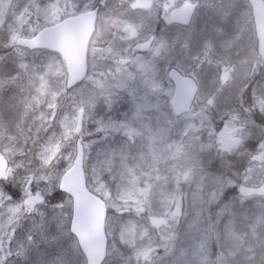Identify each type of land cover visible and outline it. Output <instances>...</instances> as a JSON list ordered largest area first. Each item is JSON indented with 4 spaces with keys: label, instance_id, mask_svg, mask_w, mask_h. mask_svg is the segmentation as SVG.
Listing matches in <instances>:
<instances>
[{
    "label": "rangeland",
    "instance_id": "obj_1",
    "mask_svg": "<svg viewBox=\"0 0 264 264\" xmlns=\"http://www.w3.org/2000/svg\"><path fill=\"white\" fill-rule=\"evenodd\" d=\"M138 1L0 0V147L12 161L13 183L20 190L18 198H13L10 192L0 188V264H85L77 244L69 234L71 212L67 205L70 208V199L65 196L58 201L50 199L58 190L60 174L69 168L74 156L71 132L76 123L75 115H72L67 107L63 115L54 116L53 111L66 105L62 104V101L54 100L50 107H43L35 113V119L41 120L44 111L48 110L50 115L47 122H52L55 126L40 132H35L31 126L28 128V135L23 138H16L10 132L18 120L19 109L15 105H19L22 100V90L25 92L23 104L36 101L38 95L45 100L44 95L50 89L56 88L57 79L63 75V68L52 59L49 60L50 56L41 54L43 58L39 59H47L46 62H41L43 66H37V57L24 54L16 41L26 35L29 37L35 31L34 28L43 23L41 18L44 17L48 18L44 23L46 26L56 23L64 14H78L95 6L100 9L101 18L99 17L97 23L99 35L91 51L94 63L88 83L90 86L88 88L85 82L82 87L87 99L92 98L94 102L88 108L83 107L84 99L79 101V105L71 106L74 112L80 109L79 106L81 110H87L88 125H93L95 119L102 122L111 112L115 120L123 118L125 110L120 102L124 101L126 96L134 104V110L128 112L132 118L151 116L155 100L149 95L164 97V104H167L166 97L169 99L172 90L166 72L172 67L179 68L185 74L196 77L202 84V90L193 116L180 120L172 115L171 119L165 117L172 123L171 126L179 127L174 132L179 135V140L166 142L164 147L165 151L172 153L167 157L171 160L170 169H178L181 179L193 180L188 176L192 175V171H188L189 168L183 166L181 160L177 162L172 156L176 157L180 153L183 147L179 145L188 141V134L197 133L196 128L201 124V120L195 121L194 116L204 110L225 117V121H222L213 133L222 152L235 147L240 141L237 137L240 132L237 126L239 121L245 120L250 135H244V139L253 136L261 145L252 151L254 155L247 159L244 171L236 168L234 175L241 180L236 186L258 185L259 177L263 174L264 147L258 128L251 127L255 114L247 111L250 105L244 104V101L256 103L261 114L262 109L264 111V54L257 49L246 1L225 0L224 4L220 0H193L192 2L198 4V13L192 26L167 29L165 17L162 18L164 30L155 38L148 28L158 18V12H145L139 7L135 9ZM186 2L188 0H157V9H164L167 4H174L173 7L177 9ZM3 35L8 36L4 39ZM223 36L225 38L221 41L215 38ZM13 37L15 38L12 43ZM9 45L17 49H10ZM106 71L123 73L118 78L107 76L101 81V78H105L101 73ZM105 86L109 89L108 95L115 107L108 103L104 106L99 103V92H103ZM223 87L225 93L220 92L221 96L214 99L213 94ZM243 105L246 107L244 114L241 111ZM100 106L103 108H99ZM253 106L256 108L255 104ZM205 117H209V114H205ZM193 121L195 127H192ZM174 122L177 123L173 124ZM85 127L83 139L89 136V126L86 122ZM127 131V138L135 141V132ZM156 133V129L150 132L146 130V140L157 139ZM108 138L112 140L107 135L95 140L100 143L108 141ZM127 138L124 137L126 142ZM95 146L98 145L93 147ZM149 147L153 154L160 155L154 143H150ZM240 151H232V157L239 156ZM166 154L168 153L165 152L163 157ZM94 156L95 153L87 154L88 188L108 207L112 206L117 210L116 213H111L106 222L109 249L104 264H221L225 254L231 257L239 252H242V260L244 256L243 262H237L233 256L224 264H264V199L250 200L251 203L248 204L247 199L234 196L237 204H225L226 206L218 211L208 209L207 207L216 201L201 199L199 189L204 176L203 170L199 169L194 176L197 179L194 191L187 194L188 206L197 213L194 208L205 205L206 213L200 212L197 217L193 215L184 225L182 218L174 214L181 210L179 211L176 205L178 201H175L173 194L163 196V192L156 187L152 190L151 187L129 185L128 183L139 180V174L136 173L132 176L130 172L126 174V183L123 185L114 181V177H107L105 181L97 172ZM140 157L116 158L107 162L104 169L121 179L127 166L124 160L127 159L128 163H138ZM47 167L52 170L45 175ZM21 171L23 175L17 178L16 175ZM169 182V179L165 180L166 184ZM235 182L220 178L216 180V184L223 189L228 184L234 186ZM154 186H163L162 181L158 180ZM32 198H35L34 202L45 199L55 204L46 208L45 204L48 203L42 201L32 209ZM24 199L26 202L23 204ZM237 207L243 208L238 215L235 211ZM158 218H164L166 223L171 225H174L176 218L187 231H207V237L193 244L196 248L194 252L180 251L181 257L174 258L169 251L172 243L168 245V251H158L159 245L171 235V231H162L161 221H154ZM184 219L186 218L183 217ZM237 223H240V228L245 227L244 231L237 232ZM172 232L174 237L175 233ZM213 244L223 252H202L203 249H212Z\"/></svg>",
    "mask_w": 264,
    "mask_h": 264
},
{
    "label": "trees",
    "instance_id": "obj_2",
    "mask_svg": "<svg viewBox=\"0 0 264 264\" xmlns=\"http://www.w3.org/2000/svg\"><path fill=\"white\" fill-rule=\"evenodd\" d=\"M66 15L68 14H64L63 16ZM42 20L43 23L37 28H41L42 26H44V23L48 20V18L44 17L42 18ZM154 31L157 33V29H155ZM108 72L109 71H106V73H101L105 77L101 78V81L106 79L107 76L115 79L120 77L121 75L116 74L115 72ZM89 86L90 85H88V88ZM58 94V99H62V104L66 103V105L61 106L59 110L53 111L55 114L54 116L63 115L66 112L67 107H70L73 104H78V102L83 99V104H85L87 107H91L94 102L92 98L87 99L86 94L82 88L72 91L71 94H63L60 91H58ZM99 96V103H101L103 106L105 105V103H108L111 104V106L115 107V104L110 101L111 98L109 97L106 88H104L103 92H99ZM45 103L48 104V101H45ZM120 103H123L122 108L125 110L122 116L123 118H118L117 120H115V118L111 115V112L109 113L108 117L103 119L102 122H99L97 119H95V123L92 126L87 124V126H90L88 129L89 136L86 137L87 143L95 139H100L103 135H107L112 139L110 140L108 138L109 143L108 141L100 142L98 146H96V156L95 158H93L95 159L97 172L100 174V176L103 177L104 180L107 177H114V181L119 182L121 185H123L126 183V180H124L126 178V174L128 175L129 172L131 173V176L134 173L139 174L138 181L128 184L140 188L151 187L152 190L155 187L159 188V190L163 192V196L173 194L176 197L175 201H178L176 205H178L179 211L181 210L180 213L184 225L187 224L188 219L190 220L193 215L197 217V215H200L198 213H200L201 210L206 209L205 205L197 206V208H194V210L196 209L198 211L196 213L193 212L192 209L188 206L189 199L187 197V194L194 191L193 187L194 185H196L195 181H197L196 177L194 176H196L195 173L199 169L203 170L202 176H204L202 185L199 189V192L201 193V199L216 201L213 204L214 207H223V204L225 202H231L233 199L237 200L234 197L237 196L236 185L241 183V180L238 179V176L234 175V172H236V168H241L244 171L247 167V159L254 155L252 151H254L259 145H261L260 142H257L255 141V139H253V136L249 137L247 140L244 139V135H250L245 120L239 121L237 126V128H239L240 130L237 135V137L240 138V141L230 152H222L220 151V146H217V143L215 142L216 135H213V133L215 129L219 128L220 123L222 121H225V117L222 115L218 116L217 113L214 112L202 113V111H199L198 113H196V116H198H194L195 121H198L199 119L201 120V124L196 128L197 133L188 134V143L184 142V145H187L186 148L184 145L177 144L179 146H182L183 148L179 151L180 153L176 155V157L172 156L176 159V161L181 160L184 165L182 163L181 164L189 168L188 171H192V175L189 174L188 176L193 180H184L180 178L178 169H175L173 171L170 169L171 160L167 157L172 153H170L169 150L165 151L164 149L166 142L170 143L171 140H179V135L177 136L174 133L178 130L179 127L177 125L171 126L172 123H169L167 121L168 119H171V114L169 113L168 106L167 111L164 110V108H159L155 111L152 110L151 116L148 115L143 117L142 119H136L135 117L132 118L129 114L132 110H134V104L128 100V97L126 96L124 101H121ZM244 104L250 105V107H252V109L254 110L253 113L255 114V116H253L252 118L253 125L251 127H254L256 129L258 128L259 137H262L264 130L263 115L257 108L256 103L244 101ZM254 104L256 105V108H254ZM103 106H100L99 108H103ZM245 108V105H243L242 109L244 110ZM111 110L113 111L114 109ZM70 113L73 114L74 111L70 109ZM205 114H209V117H205ZM165 117H167L168 119L166 120ZM144 121H147V123H145ZM175 123L177 122H174L173 124ZM191 124L192 127H195L194 121L191 122ZM52 126H55V124L52 123L49 126V129ZM153 126H155V128H152ZM153 129H156V136H158V138L153 141H150L149 139L146 140V130L147 132H150L153 131ZM203 129H205V131H203ZM127 130H133L135 132V136H138H136L135 141H130L127 138V134L129 133ZM177 133L179 134V131ZM210 135H212L213 137H210ZM124 137L128 139L127 142L125 141ZM243 141L244 143L242 144ZM150 143H154L157 146V151L160 155H155L151 152V148L149 147ZM243 146H245L244 149ZM232 151H240V155L236 158L232 157ZM165 152H167L168 154L163 157V154ZM179 155L180 157H178ZM136 156H141L138 163H128L127 159L124 160V164H127V166H125V173L121 177V179H119L112 172H108L104 169L106 163L112 161L113 159L131 158ZM88 173L89 172L87 170V174ZM218 178L225 179L227 180V182L229 180H233L236 182L234 183V186H229L230 184H228L223 189L222 186L216 184V180ZM167 179H169L170 182L166 184L165 180ZM158 180L162 181L163 186H154V184ZM102 182L105 183L104 181ZM122 193L123 192H121V194ZM62 197L63 195L55 193V198L57 200L62 199ZM216 198L218 201L216 200ZM242 209V207H239L237 210L242 211ZM116 212L117 210H115L111 206V208L109 209V215L111 216V213L113 214ZM183 217L186 219L183 220ZM174 229V231L176 232L174 234L175 236H172V239L170 240L173 246L171 249H169L174 258L177 256L181 257L180 251L192 252V250L195 248L193 244L195 242H198V240H201L202 237L206 236L205 233H207V231H198L195 229L187 231L185 228L183 230L180 227ZM172 233L173 232H171V235ZM179 233L182 235L179 238H176ZM170 241H167L166 244L169 245ZM212 249L213 251H215V253H217L219 250L215 247L214 244ZM177 251H179V253H177ZM221 252H223V250H221ZM233 256H235V260L237 262H243L244 260V256L242 260V252H239L237 255ZM233 256L229 257L228 254H225L224 262L230 261Z\"/></svg>",
    "mask_w": 264,
    "mask_h": 264
},
{
    "label": "water",
    "instance_id": "obj_3",
    "mask_svg": "<svg viewBox=\"0 0 264 264\" xmlns=\"http://www.w3.org/2000/svg\"><path fill=\"white\" fill-rule=\"evenodd\" d=\"M147 6L149 0L140 2ZM257 47L264 52V2L251 0ZM195 5H184L175 14V21L181 26H187L193 15ZM96 10L78 17L66 19L53 28L42 31L36 38L24 41L29 48L47 49L61 54L67 69V88L79 83L86 73V56L90 38L93 33ZM168 77L173 84L171 108L176 116L190 111L197 93L196 82L182 76L172 69ZM82 124V112L76 133H79ZM7 162L0 153V180H5ZM60 191L67 194L72 200V218L70 233L75 237L82 252L85 264H102L107 254V238L105 235L106 206L86 186L83 171V151L77 144V152L69 171L61 179ZM239 194L242 197L264 196V178L258 188L241 187Z\"/></svg>",
    "mask_w": 264,
    "mask_h": 264
},
{
    "label": "flooded vegetation",
    "instance_id": "obj_4",
    "mask_svg": "<svg viewBox=\"0 0 264 264\" xmlns=\"http://www.w3.org/2000/svg\"><path fill=\"white\" fill-rule=\"evenodd\" d=\"M153 1H154V3H153ZM220 1H222L224 4H225V0H220ZM228 1H230V0H228ZM246 1V3H247V6H248V8H249V11H250V17H251V23L250 24H252V27L254 26V24H253V17H252V8H251V1L250 0H245ZM263 2H264V0H263ZM228 3V2H227ZM174 6V4H171L170 6H168V4L164 7V9H163V7H161V8H159V9H157L158 8V6H157V0H150V3H149V7L148 8H145V7H141V9L140 10H142V11H148V10H150V11H156V12H158V14H157V16H158V18L156 19V21L151 25V27L152 28H154V29H157V33L151 28V27H149L148 28V31H150L149 33H153L154 34V37L153 38H155L156 36H157V34L160 32V31H163L164 30V26H165V24H164V22H163V20H162V18L164 19L165 17H167L166 18V22H167V29L168 28H170V25H171V23L173 22V20H172V16H173V14L180 8V6L176 9V7H173ZM137 9H139L138 8V5L137 6H135ZM155 8H156V10H155ZM131 9V8H130ZM166 14V15H165ZM197 15V14H196ZM196 15H194L193 16V18H192V22H191V25H192V23H193V21H194V17H196ZM160 16H162V17H160ZM213 24V23H212ZM202 24H200V26H201ZM216 39H218L219 41H221V40H223L224 38H225V36H223V37H215Z\"/></svg>",
    "mask_w": 264,
    "mask_h": 264
}]
</instances>
